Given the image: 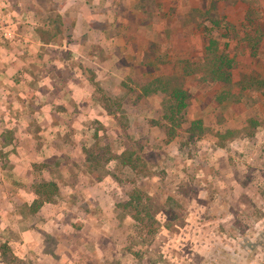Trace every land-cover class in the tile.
Listing matches in <instances>:
<instances>
[{
	"label": "rangeland",
	"instance_id": "374dc122",
	"mask_svg": "<svg viewBox=\"0 0 264 264\" xmlns=\"http://www.w3.org/2000/svg\"><path fill=\"white\" fill-rule=\"evenodd\" d=\"M61 2L0 0V50L17 35L51 32L56 25L46 27L44 19L58 20ZM144 2V22L156 31L145 52L136 53L135 44L131 59L103 50L89 54L91 63L76 60L109 111L103 123L92 119L87 139L113 158L87 164L94 182L105 184L94 188L87 205L72 204L74 219L68 215L58 234L40 238L21 259L1 245L0 264H224L217 261L223 248L236 252L264 236V0ZM62 20L57 46L74 39L75 22ZM210 39L234 61L229 99L221 86L197 83ZM60 52L67 61L68 52ZM117 55L125 68L115 67ZM244 76L255 80L246 89L239 84ZM163 87L188 95L186 110L172 123L162 108L168 96L144 92ZM195 125L202 134L190 132ZM78 140L85 144L83 136ZM136 193L150 200L155 226L136 223L119 207ZM257 252L247 264L264 263Z\"/></svg>",
	"mask_w": 264,
	"mask_h": 264
},
{
	"label": "crops",
	"instance_id": "0c3cea01",
	"mask_svg": "<svg viewBox=\"0 0 264 264\" xmlns=\"http://www.w3.org/2000/svg\"><path fill=\"white\" fill-rule=\"evenodd\" d=\"M146 4L62 0L60 15L75 22L73 41L44 44L30 32L23 35L26 42L17 35L0 50V246H9L19 259L27 248L40 245V238L58 234L68 215L74 219L72 204L87 205L94 188L105 184H96L87 170L86 151L92 148L87 144L92 119L104 122L109 114L94 95L93 82L85 72L78 73L76 60L91 63L89 54L103 50L131 59L135 44L136 53L145 52L148 36L156 35L141 13ZM59 50L68 52L67 61H61ZM114 58L116 68L126 67L119 55ZM81 136L85 144L78 140ZM50 181L57 182L59 195L32 212L38 199L34 187ZM87 218L85 214L80 220L86 223Z\"/></svg>",
	"mask_w": 264,
	"mask_h": 264
},
{
	"label": "trees",
	"instance_id": "16d2710c",
	"mask_svg": "<svg viewBox=\"0 0 264 264\" xmlns=\"http://www.w3.org/2000/svg\"><path fill=\"white\" fill-rule=\"evenodd\" d=\"M41 2V1H38ZM53 11V9L51 10ZM48 12V11H47ZM40 14L45 13L44 8H41ZM49 13V12H48ZM58 20H54V18L48 17L45 18L43 23L46 27H50L53 24L56 25L54 29L49 32L48 30H41L37 34L40 37L41 41L44 44L55 43L59 38V28L58 25L61 23L62 18L60 15H56ZM60 19V20H59ZM203 68L199 70L197 73V83H208L219 85L223 88L222 96L224 99H229L231 97V91L228 89L233 85V69H234V61L229 57L225 50H220L218 47V43L213 39H210L208 45L205 48V54L203 56ZM159 82V81H158ZM255 80L251 76H244L242 81L239 82L242 88H248V86H252ZM156 87H158L156 85ZM146 95L148 94H157L162 92L168 96V100L164 101L162 104V108L164 110V120L169 122H174V117L176 114H182L187 108V100L188 95L186 92L180 89L168 90L167 88H155L154 90L149 92L148 88L144 89ZM106 111L109 113L108 109L105 107ZM201 128L197 125L190 128V132L193 135L202 134L199 133ZM173 137V135H172ZM87 153V162H98L99 160H104L105 163H109L113 160V158H105L104 151L99 145L96 144L94 148H91L86 151ZM119 160V158H117ZM99 163V162H98ZM126 166L133 167L131 164H127ZM134 168V167H133ZM90 168H88L89 170ZM64 183L62 180H60ZM98 182L100 180H97ZM34 193L38 197V199L31 206L32 212H37L42 208L45 203L51 202L54 197L59 195V188L56 181L50 182H41L36 187H34ZM122 210L127 212H131V218L136 222H152L158 224V219L154 214V209L150 200L144 201L139 193L133 194L131 196L130 201H128L124 205H120ZM4 264H7L6 260H2Z\"/></svg>",
	"mask_w": 264,
	"mask_h": 264
},
{
	"label": "flooded vegetation",
	"instance_id": "af4514ba",
	"mask_svg": "<svg viewBox=\"0 0 264 264\" xmlns=\"http://www.w3.org/2000/svg\"><path fill=\"white\" fill-rule=\"evenodd\" d=\"M216 202L213 200H209V205L211 208L215 209V204ZM244 245H239V249L234 252L231 250V248H223L219 253H218V260L221 261L224 264H247L249 263V259L255 255L257 252L256 250H259L257 252L258 254H262L264 252V236H262L261 240L256 241L255 243H251L247 245L245 248ZM260 248V249H259ZM264 264V263H263Z\"/></svg>",
	"mask_w": 264,
	"mask_h": 264
}]
</instances>
